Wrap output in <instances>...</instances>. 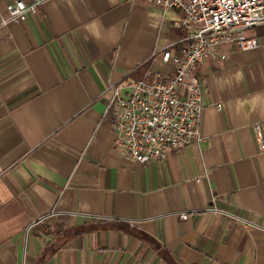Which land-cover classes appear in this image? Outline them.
<instances>
[{
  "label": "crops",
  "instance_id": "obj_1",
  "mask_svg": "<svg viewBox=\"0 0 264 264\" xmlns=\"http://www.w3.org/2000/svg\"><path fill=\"white\" fill-rule=\"evenodd\" d=\"M181 16L45 0L0 25V264H264V27L197 65L200 142L149 164L115 146L108 87L171 75Z\"/></svg>",
  "mask_w": 264,
  "mask_h": 264
},
{
  "label": "built area",
  "instance_id": "obj_2",
  "mask_svg": "<svg viewBox=\"0 0 264 264\" xmlns=\"http://www.w3.org/2000/svg\"><path fill=\"white\" fill-rule=\"evenodd\" d=\"M45 0H12L6 6L7 16L0 25L21 22L35 13ZM165 10L182 12L179 25L184 28V46L179 54L163 52L164 60L171 59L174 71L164 79L147 82L142 79L124 80L110 85L112 96V128L115 146L122 156L138 164L164 160L174 150L198 143L203 111L202 85L196 72L203 59L225 58L220 46L235 42L240 49L262 45L246 31L264 27V0H151ZM254 130L262 151L261 131ZM180 217L185 219L186 214Z\"/></svg>",
  "mask_w": 264,
  "mask_h": 264
}]
</instances>
